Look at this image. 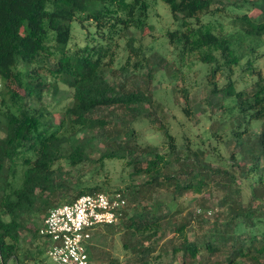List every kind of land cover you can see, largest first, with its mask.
<instances>
[{"label":"trees","instance_id":"trees-1","mask_svg":"<svg viewBox=\"0 0 264 264\" xmlns=\"http://www.w3.org/2000/svg\"><path fill=\"white\" fill-rule=\"evenodd\" d=\"M161 1L177 24L176 29L166 32L168 43L180 58L198 53L197 60L210 64V93L230 101L226 106L218 104L232 115L229 133L222 135L223 131L216 127L209 136L214 140L213 148L225 139L233 142L230 166L245 175L247 200L233 195L234 186L237 187L234 172L211 168L205 160L198 159L196 151L192 152L194 159H190L187 142L178 144L167 123L154 116V108L150 109L154 102L149 85L133 88L106 78L113 37L120 32L129 33L128 46L136 51L142 44L129 28L136 27L142 33L152 29L148 23V0H0V79L16 86L6 90L8 98L0 93V264H26L25 257H19L25 236L46 245L36 220L41 217L42 221L50 208L69 203L84 193L113 191L106 184L79 188V181L62 179L63 170L55 165L65 161L71 169L88 163L102 166L105 159H125L136 175L145 176L139 184L117 188L124 193L129 189L133 200L143 187L153 190L157 186H173L170 204L160 201L152 206L141 205V210L130 216L125 213L118 224L101 225L92 232L93 236L103 227L123 226L130 242L124 247L133 253L131 264L152 263V240L170 225L169 217L178 212L171 210L170 205L184 192L207 185L212 175L217 178V186L230 189L221 201L225 207L221 217L203 232L200 240L187 237L184 229L188 221L171 225L181 237L171 255L181 252V264H191L204 249L208 254L225 252L222 260L207 264H264V73L254 65V46L249 47L250 54L240 68L241 73L252 78L251 86L237 89L232 77V67L239 65L243 57L236 51L240 41L259 40L264 35V0ZM229 2L249 3L258 10L257 14L235 15L228 31L217 30L210 20L212 12L224 9ZM213 3L219 6L213 9ZM74 20L82 26L86 21L94 24L95 42L88 41L75 49L68 47ZM218 72L224 75L222 84L216 80ZM61 86L67 100L54 119L45 106L36 107L34 103H41L43 94L55 95ZM187 95L184 90L182 97L188 103ZM117 109L132 120L141 115L149 122H158L166 150L161 152L156 145H139L134 129L124 121L114 120L117 126L125 125L123 136L107 130V115ZM182 110L188 113L187 108ZM254 121L260 122L256 133L251 132ZM99 139L111 143L109 151L93 159L92 142ZM182 175L184 180L179 179ZM57 188L76 192L50 206L48 200L57 194ZM163 206L167 211H163ZM145 240L151 242L145 246ZM43 249L37 247L33 258ZM161 253L153 258L161 256L156 264L168 255V251Z\"/></svg>","mask_w":264,"mask_h":264},{"label":"rangeland","instance_id":"rangeland-1","mask_svg":"<svg viewBox=\"0 0 264 264\" xmlns=\"http://www.w3.org/2000/svg\"><path fill=\"white\" fill-rule=\"evenodd\" d=\"M150 2V10L148 23L152 26L150 31L141 32L136 27H130L129 31L142 44L139 49L132 51L128 46L130 34L120 32L114 36L111 44L112 61L110 71L106 78L127 85V87L141 88L149 85L154 106V116L161 118L162 122L167 123L170 132L175 136L178 144L187 142L191 150L189 155L191 160L194 159L193 151H196L198 159L205 160L211 168L220 167L234 172L236 177V185L234 186L233 195L237 198L247 200L249 188L245 175L233 169L230 164L233 160L230 158L231 152L234 150L233 142L225 139L223 144L218 148H213L214 140L209 136L210 132L216 127L220 128L222 135L229 133L232 115L226 109H222L230 103L229 100L222 101L220 95L210 93V87L207 84V74L211 68L210 64H203L196 58L197 54H186L180 58L173 47L168 43L166 35L167 30H174L177 24L173 21L168 7L161 0H148ZM243 4V3H242ZM234 5L230 2L224 9L214 10L210 20L217 30L224 28L228 31L230 19L235 15L243 13L254 16L257 14V9L249 4ZM218 3H213L212 8L218 7ZM97 37L94 33V24L92 22H84L82 26L77 20L72 22V33L68 47L75 49L83 46L88 41L95 42ZM257 41V43H256ZM53 42H51L52 44ZM256 48L254 61L256 68H259L264 73V35L259 40L252 38H243L236 51L243 54L239 65H234L233 78L236 80L237 89H246L251 86L252 78L241 73V66L245 63L247 56L250 54L249 47ZM162 57V58H160ZM149 67H152L149 69ZM150 77V78H149ZM148 82L146 83L147 79ZM48 79L51 77L48 75ZM216 80L218 84L224 82V75L217 73ZM146 83V84H145ZM63 86L55 95L51 93L43 94L41 103H34V106H45V110L49 111L54 119L59 117V112L66 103V94L63 91ZM182 88V89H181ZM7 89H16L14 82H3L0 79V93L8 98ZM184 90L188 91L189 102H185L182 97ZM1 97V95H0ZM221 104V103H220ZM2 106V105H0ZM187 108L188 113L182 110ZM3 109V107H1ZM105 113V110H103ZM99 115L98 113H96ZM133 120L128 115H123L119 109L114 110V113L108 114L109 119L106 129L111 133L118 132L122 135L125 130V125L114 123L116 121H124L126 126L130 124L134 129L136 141L142 147L147 145H156L162 152L166 150L163 142L162 131L158 128V122H149L143 116H135ZM252 133H256L259 129L260 122L252 123ZM82 135H79L81 137ZM111 143L105 140H95L92 142L94 151L91 154L93 159L99 156L101 152H108ZM239 159V158H238ZM237 159V160H238ZM55 166H60L63 170L61 175L65 181L70 179L71 182H77L79 188L91 187L94 184L107 185L110 190L117 188H126L130 184H139L145 180V176L136 175L133 169L127 165L125 159H105L103 165L97 163L85 164L82 167L70 168L65 161L57 163ZM17 180L21 181V172H18ZM211 182L207 185L201 184L197 191L190 190L176 197L175 203L170 205L171 210L177 209V215H171L168 219L170 225L161 231L157 238L152 240L154 251L150 257L151 264H156L160 259H153L154 256L161 252H167L163 257L161 264H181V252L171 255L172 248L181 240L171 225L179 221H188L185 227V233L189 239L200 240L203 232L210 226L216 224V220L221 217V212L224 210V205L221 201L225 195H228L230 189L226 186H217V178L212 175ZM184 175L180 176V180H184ZM249 180V179H248ZM198 181H193L196 185ZM75 190L66 193L64 188H57V194L48 200V205L62 202L75 194ZM173 186H157L156 188L143 189L136 192L135 200L132 199V194L129 189L125 190L128 199L127 215L130 216L136 210H141V205L152 206L163 201L164 203L171 202L173 196ZM173 196V197H172ZM163 211L167 208L163 206ZM201 217V218H199ZM201 220H199V219ZM41 217L36 220L38 227L41 225ZM122 220V219H121ZM120 220V221H121ZM220 222V220H219ZM118 224V223H117ZM109 227V226H108ZM127 230L120 226L113 228L103 227L95 235L91 236L90 247L88 252L94 264H131L133 253L124 247L127 241ZM159 236V237H158ZM26 241L23 248L19 251V257L24 258L26 264H56L49 259L45 254V246L40 240L33 241L25 236ZM151 241H144L147 246ZM38 248H42L43 252L33 258V255ZM162 254V253H161ZM225 252H216L208 254L207 251L201 249V253L191 261V264H207L211 260H222ZM131 257V258H130ZM187 260V259H186Z\"/></svg>","mask_w":264,"mask_h":264},{"label":"built area","instance_id":"built-area-1","mask_svg":"<svg viewBox=\"0 0 264 264\" xmlns=\"http://www.w3.org/2000/svg\"><path fill=\"white\" fill-rule=\"evenodd\" d=\"M122 190L84 193L69 203L50 208L41 221L45 254L56 264H94L88 247L98 226L117 224L127 211Z\"/></svg>","mask_w":264,"mask_h":264}]
</instances>
